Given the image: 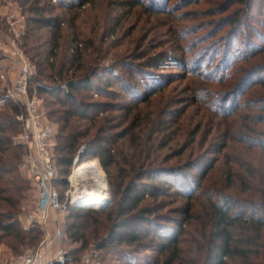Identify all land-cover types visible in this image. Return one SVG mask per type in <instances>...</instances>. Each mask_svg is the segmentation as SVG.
Wrapping results in <instances>:
<instances>
[{"label":"trees","instance_id":"1","mask_svg":"<svg viewBox=\"0 0 264 264\" xmlns=\"http://www.w3.org/2000/svg\"><path fill=\"white\" fill-rule=\"evenodd\" d=\"M14 1L24 18L20 46L33 68L29 90L42 98L44 117L55 128L53 185L62 196L73 158L85 143L79 163L97 160L113 196L107 210L94 205L68 206L63 217L65 240L78 244L69 253L78 258L94 240L98 241L94 248L102 256L98 261L107 264H264V163L260 161L255 169L249 163H237L243 173L236 175L227 167L224 186H237L236 192L243 197L217 194L200 184L220 158L228 162L232 157L223 153L230 148L228 139L257 148L264 156V129L251 135L253 129L242 123L236 129L235 123L224 129L217 125L214 131L210 127L206 138L213 134L216 141L211 139L204 148L199 144L200 152L194 157L188 151L203 118L212 119L210 112L232 116L248 106L240 107L239 96L254 86H264V65L253 64L243 69L238 81H231L232 74L244 68L243 62L264 52V0H213L214 9L207 14L219 17L197 23L200 26L177 23L190 17L188 11L180 10L192 0L183 4L175 0L172 7L168 6L170 0H108L95 13L88 33L77 21L88 0ZM234 4L237 7L231 10ZM132 13L143 23L124 27ZM205 26L212 31L199 34ZM161 27L166 28L164 33L157 31ZM138 28L142 32L134 48L138 53L129 48L116 57L112 54L110 63L98 64L121 44L119 38L131 36ZM167 34L170 53L156 51L163 42L155 39ZM193 34L199 35L190 42L185 40ZM110 37L115 39L106 42ZM195 48L210 51V71L201 70L200 65L188 71L184 67V55ZM220 52L222 56L217 58ZM86 56L90 58L88 67ZM175 80H187L186 87L178 90L174 85L164 98L163 92ZM215 84L222 89L213 90ZM182 93L184 97L179 95ZM157 94L162 106L144 114ZM261 101V114L253 122L264 126V97ZM195 102L202 105L193 115L203 111L202 119L196 121L193 131H183L186 124L180 117ZM18 112L2 88L0 244L12 238L19 245L31 246L42 241L44 232L37 223L21 227L17 218L22 193L31 187L21 169L24 145L14 140L20 131ZM179 130L185 132L184 140L177 141L174 148L171 142ZM181 157L176 164H168ZM164 200L177 205L162 212L167 205Z\"/></svg>","mask_w":264,"mask_h":264},{"label":"rangeland","instance_id":"2","mask_svg":"<svg viewBox=\"0 0 264 264\" xmlns=\"http://www.w3.org/2000/svg\"><path fill=\"white\" fill-rule=\"evenodd\" d=\"M93 1H94V4L92 2V5H91L90 0L85 2L84 7L81 8L82 12H80V15L77 19L78 23L79 24L82 23V26H83L82 28L85 29L84 33L85 32L88 33L89 27L91 25H93V22L95 21L94 20L95 13L97 11H100V9L102 7H105V4L107 3L108 0H93ZM160 1H163V0H160ZM186 1H188V0H176V2H178L180 4H183ZM212 1L213 0H192L191 5L180 10V12L188 11V14L190 15L191 18L188 17L187 20H177V23H179V24L183 23L185 25H197V23L199 24V23L204 22V21H208V22L214 21L213 19L218 18L219 15L207 14L208 12H210L211 10L214 9L211 6ZM174 2H175V0H170L168 6L172 7ZM8 3H9L8 6H9V10H10L11 14L14 15L16 18L21 19V25H22L21 30H23L24 29V18H23V14H22L19 6L15 3L14 0H8ZM235 7H237V4H234L231 7V10L235 9ZM228 11L229 10H227L225 13H227ZM1 12H2V9L0 8V46L2 44H4V42H7V40H8V35L6 34L7 28H6V23H5V13L4 12L1 13ZM122 15L125 16L126 14L124 13ZM133 22H138L141 25L143 23V19H139L138 15H136V13H134V14L132 13L124 21V27H126L127 24H132ZM17 24L19 27L20 23L17 22ZM200 25H197V26H200ZM207 25H208V23H207ZM210 26H212V25H210ZM207 29H208L207 26H205V28L201 32H199V34L200 33L208 34V33H210V31H212V28H209L208 30ZM165 30H166L165 27H161L157 31H162L164 33ZM120 32H122V30H120L119 33ZM66 33H64L65 36H67ZM141 33L142 32H140V30L138 28L129 37H127L126 34H124L121 38L118 39V41H120L121 44L117 48L112 49V51L110 52V55H107L105 58L101 59L98 62V64L106 65V64L110 63L112 60L111 59L112 54L116 57L120 51L129 49V48L132 49V51L134 53H138L139 50H134V48L136 46V43L138 42V36ZM199 34H193L191 36H187L185 38V40L190 42L192 39H194V37H196ZM45 35H47V34H45ZM111 39H115V37L114 38H112V37L108 38V40L106 42H108ZM168 39H169V34L159 36L158 38H156L155 39L156 42H163V45L158 46L156 51L162 50V51H167V53H170L169 47H170L171 42H168ZM212 39L213 38H210L208 43H210V41ZM106 42H105V44H106ZM95 44L98 45V42H96ZM141 49H144V46H142ZM233 52L234 51H232V53ZM208 53H210V51H208L207 49L203 53L198 48H195L190 53L185 54L184 56L186 57V61H184L185 62L184 67L186 68V70L188 71L191 68L196 67V65H200L201 70L210 71L212 69L211 66L209 68H207V66L209 64V54ZM178 54L181 55L180 52H178ZM220 56H222V52H220L217 55V58H219ZM89 59L90 58H88V56H86V58L84 59V62L87 64V67L90 65V63L88 62ZM0 64H1V66L3 65V66L10 67V68L14 67L16 70L18 69L16 62L13 63L11 61V59H7V58L2 59V52L1 51H0ZM253 64H255V66L259 65L260 67H262L264 65V52L255 56L253 61L249 60V62H246V63L243 62L241 65L244 68H238L232 74L233 79H231V81H234V82L236 80L238 81L239 78L245 72V70H243V69H245V68L248 69ZM92 65H94V62L92 63ZM234 67H236V66H234ZM16 70H13V71L16 72ZM32 70H33V68H32ZM215 73H217V70H215ZM187 78H189V74H187ZM186 83H187V80H184V81L183 80H175L174 82H172V84L170 86H168L165 89V91L163 92L165 94L164 98H166L168 93L171 92V89L173 88L174 85H177V89L179 90L181 87H186ZM2 85L3 84L0 82V91L2 90ZM231 85H233L232 82H231ZM222 87L223 86L220 84H215L212 87V89L213 90L222 89ZM179 95H182V97H184L183 93L179 94ZM263 97H264V86H254V87L246 90L242 96H239L238 101H241L240 107H245L246 105H248L247 108H240L238 110V112L233 114L232 116H215L210 112V114H208V115H210V117H212V119L208 120L206 118H203L202 125L195 135V140H194V142L191 143L190 147L188 148V151L190 150L192 155H193L192 157H194L197 153L200 152V149L198 148L199 144H201L202 145L201 147L204 148L208 145V143L210 142L211 139H212V141L214 140L215 136H213V134L207 136V138H206L207 133H209V131H210V127L214 131L217 125H220L221 129H224L226 126L231 127L235 123V129H236L242 123V124L248 125L249 127H251L253 129V132L250 133L251 135L256 134L260 128L264 129V126L256 125V124H254L255 122H253L254 117H256V115H259V113H260L259 103ZM159 101H160V99L158 98V94H157L152 99V103H154V105L150 104L147 109H144L143 113L145 114L146 112L153 109V107H158V106L161 107L162 104H160L161 102L159 103ZM163 101H165V99ZM10 102H12V101H10ZM186 105H188V104H186ZM200 105H202V103L199 104L198 102H195L194 105L189 106V107L187 106L188 107V108H186L187 110L184 112L183 116L180 117V122L182 121V123L186 124L184 126L183 131H185L186 129L189 132L191 130L193 131L195 128V125L197 124L196 121L199 119H202L203 111H200V115H198V116L193 115L194 112L198 109L196 107H200ZM40 106H41V110L44 112L45 107H44L43 101H41ZM182 106L183 105H181V104L177 105V107H182ZM189 119H190V122L188 123ZM207 121H211V122H207ZM183 131H181V130L178 131V134L176 136V140L171 142L172 147H174V148L176 147L177 141L179 144L183 142L184 133H185V132L183 133ZM244 132H245V130H244ZM232 140L233 139H231V141H230L228 139L227 143L230 145V148H228L226 151L225 150L223 151V153H227L228 155H231L232 157L228 158V162H226L225 159L220 158L219 159L220 161H218V163H216L214 170L200 184H201V188H205V187L210 188L212 190L217 191V194L222 195V194L227 193L230 196L243 197L244 195H241V194L236 192L237 186H233L230 188H226L224 186V180H225L224 173L227 172V167L231 166L230 170L231 169L234 170V171H232L233 175H236L235 173L240 174L243 172H242V170H240V168H238L239 166H237L235 164H237V163L242 164V162H245V163H249L250 165H252L255 169L256 167H259L260 161H262L264 163V156H262L260 154L259 149H257V148L251 149V148L247 147L245 144H242V143L238 144L237 141H236V143H234V142H232ZM215 141L216 140H214L213 142H215ZM213 148H215V145L213 146ZM188 151H187V153H188ZM210 151H212L211 148H210ZM208 155L213 156L209 153L207 154V156ZM181 159H183V157L172 159L168 164L169 165L176 164L177 162L181 161ZM92 161H95L96 163L95 162H89V163H85V164H86V166L91 168L94 171V173H96L99 176V178H100V173H101V177H102V179L105 180V187L108 191V201L110 200L108 207H111L113 204V198H112L113 196L111 194L110 188H107L106 175L103 172V170L101 169L98 161L95 159H92ZM225 163H227V164H225ZM56 171H57V169H56ZM238 178H239V176H238ZM197 182H198V180H197ZM32 193H33L32 184H31V187H29L28 189H26L22 193L21 210L19 213H17V218L20 222L21 227H23V228L31 227L32 224L34 223V222L28 221V219H27L28 212L32 209L33 204L31 207H30V205L34 201V196ZM164 202H167V200H164ZM146 204L149 206H152V203L150 201H146ZM85 205H87V204H85ZM176 205L177 204H175V203L167 202V205L163 209L162 212L167 211V210L170 211V209H174V207H176ZM94 207L99 209V207L97 205H94ZM105 210H107V209H105ZM196 213L197 214L200 213L201 216L203 215V213L197 208H196ZM167 214L170 216L175 215V214H173V212H167ZM186 230L190 233L191 232V225H187ZM190 234H192V233H190ZM43 239H44V235L42 237V241H43ZM15 242L16 241L12 238H6V239H4V242L0 244V247H1L0 249L2 251L6 250L9 253L10 257L11 256L14 257V256H18L19 254H21L24 251H28V250L33 251V249L34 250L39 249V246L41 245L40 241H39V243L32 244L31 246H25L24 244L19 245ZM97 242L98 241H94V240L91 241L88 248L85 250V252H91V251H89L90 249H95L94 247L96 246ZM77 245H78L77 243L76 244L72 243V241H70V240H65V242L62 244L63 248L66 250L72 249V248L76 247ZM12 246H14V249H12L13 248ZM42 246H43V244H42ZM53 250H54V253L52 254V257L55 256V249H53ZM95 250L97 251V254H98V258L97 259L95 258V260L96 261L99 259L101 260L102 256H101L99 250L98 249H95ZM0 253H2V252H0ZM82 253H84V251L81 252L80 255ZM48 254H50L49 255V257H50L51 253L48 252ZM98 263L99 264H107L108 262L105 260H102L101 262L98 261Z\"/></svg>","mask_w":264,"mask_h":264},{"label":"built area","instance_id":"3","mask_svg":"<svg viewBox=\"0 0 264 264\" xmlns=\"http://www.w3.org/2000/svg\"><path fill=\"white\" fill-rule=\"evenodd\" d=\"M8 4V0H0V8L5 13L6 34L8 35V40L0 46V51L2 59L7 58L11 59L13 63L16 62L18 69L3 65L2 67L0 64V82L3 84L5 95L19 110L16 120L19 123L20 131L14 140L24 145L21 169L26 178L30 180L35 197L27 219L39 224L45 230L47 217L49 214L51 215L55 228L54 236L57 241L55 261L58 264H99L98 260H95L98 258L95 249H90L91 252L84 251L78 258H75L62 246L65 242L63 217L69 205H77L72 201V186L69 178L75 165L80 164L79 154L85 150L86 144H80L77 149L72 161L71 172L66 178L68 187L61 196L52 183L56 173L52 154L55 128L44 117L40 106L42 99L38 97L35 90L32 92L29 90V80L33 70L20 46L23 31L21 30V19L11 14ZM17 22L20 23L19 27ZM30 252L29 250L24 251L17 257L23 261L22 264H39L40 256H32Z\"/></svg>","mask_w":264,"mask_h":264},{"label":"bare ground","instance_id":"4","mask_svg":"<svg viewBox=\"0 0 264 264\" xmlns=\"http://www.w3.org/2000/svg\"><path fill=\"white\" fill-rule=\"evenodd\" d=\"M95 162L92 160L75 165L70 175L72 186L73 203L75 204H92L102 206L108 201V191L105 187V180L94 171L86 166L85 163ZM96 163V162H95Z\"/></svg>","mask_w":264,"mask_h":264},{"label":"crops","instance_id":"5","mask_svg":"<svg viewBox=\"0 0 264 264\" xmlns=\"http://www.w3.org/2000/svg\"><path fill=\"white\" fill-rule=\"evenodd\" d=\"M34 196V193H32ZM35 202V197H34V201L31 203L30 207L32 206V204H34ZM46 229L43 230L44 232V239L41 242V245L39 246V249H36L33 251H31V255L32 256H40V263L39 264H46L52 261H55V256L52 257V254L54 253V250H56L57 248V241L56 238L54 236V226L52 223V217L49 214L47 217V222H46ZM48 239V240H47ZM43 244V246H42ZM1 248V247H0ZM0 264H22V260L18 259L17 256H9V253L5 250L2 251L0 249ZM48 252L51 253V256L49 257L50 254H48ZM49 257V258H48Z\"/></svg>","mask_w":264,"mask_h":264},{"label":"water","instance_id":"6","mask_svg":"<svg viewBox=\"0 0 264 264\" xmlns=\"http://www.w3.org/2000/svg\"><path fill=\"white\" fill-rule=\"evenodd\" d=\"M109 203H110V200L106 205L99 206V210H101V211L105 210L108 207ZM77 205H79V204H77ZM81 205H85V204H81ZM88 205H92V204H88Z\"/></svg>","mask_w":264,"mask_h":264}]
</instances>
